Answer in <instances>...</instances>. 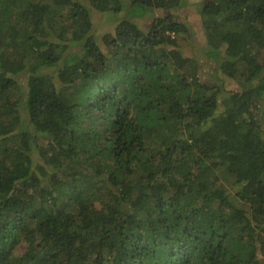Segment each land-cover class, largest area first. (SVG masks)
<instances>
[{"label": "trees", "instance_id": "obj_1", "mask_svg": "<svg viewBox=\"0 0 264 264\" xmlns=\"http://www.w3.org/2000/svg\"><path fill=\"white\" fill-rule=\"evenodd\" d=\"M127 1L0 0V264H264V0L200 7L233 88Z\"/></svg>", "mask_w": 264, "mask_h": 264}, {"label": "rangeland", "instance_id": "obj_2", "mask_svg": "<svg viewBox=\"0 0 264 264\" xmlns=\"http://www.w3.org/2000/svg\"><path fill=\"white\" fill-rule=\"evenodd\" d=\"M189 4L178 10H175L176 15L187 21L190 26L192 36L188 40H180L181 49L186 56L194 57L197 59L202 67L200 76L204 82H219L221 78L227 80L228 87H236V83L225 77L221 72L215 73L218 68V63L209 58L206 54L207 47V33L202 22V15L200 13V7L204 4L205 0H187ZM126 7H128L129 1L124 0ZM92 19L94 22L93 32L100 38L105 32L114 31L116 23L124 17H129L127 10H122L118 13L112 11H99L90 7ZM164 10L155 9L150 11L146 16L138 17L133 20L139 24L143 29L150 27L153 19L156 16L162 15ZM25 80V79H24ZM22 86L25 83L21 81ZM264 112V105L260 106Z\"/></svg>", "mask_w": 264, "mask_h": 264}]
</instances>
